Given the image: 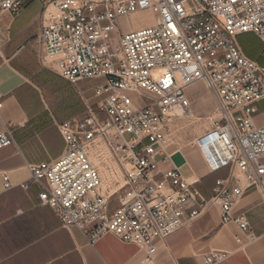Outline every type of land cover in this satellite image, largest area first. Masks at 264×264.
Returning a JSON list of instances; mask_svg holds the SVG:
<instances>
[{"label":"built area","instance_id":"1","mask_svg":"<svg viewBox=\"0 0 264 264\" xmlns=\"http://www.w3.org/2000/svg\"><path fill=\"white\" fill-rule=\"evenodd\" d=\"M35 1L41 4V63L70 84L94 81L96 110L57 125L62 154L27 165L30 181L21 188L38 185L40 205L89 244L112 234L136 245L142 264L209 205L218 207L222 225L234 223L252 241L247 218L233 211L250 188L264 199V115L257 120L264 63L246 57L238 37L250 33L264 45V0H0V15L16 17ZM141 12L155 22L122 29ZM199 81L210 89L219 119L193 147L208 173L228 169L208 199L198 189L199 177H186L178 167L159 169L170 159L169 125L190 110L186 89ZM99 139L123 175L109 196L101 193L100 174L89 158ZM13 144L6 127L0 150ZM3 184L10 187L5 174ZM115 194L117 205L111 207ZM226 257L213 252L205 264Z\"/></svg>","mask_w":264,"mask_h":264},{"label":"crops","instance_id":"2","mask_svg":"<svg viewBox=\"0 0 264 264\" xmlns=\"http://www.w3.org/2000/svg\"><path fill=\"white\" fill-rule=\"evenodd\" d=\"M35 3L16 17L0 15V131L9 127L14 138L12 146L0 150V264H142L144 254L136 245L112 234L89 244L83 233L64 228L48 207L40 205L38 185L21 188L30 181L27 165L60 157L64 143L57 125L79 119L76 116L81 109L71 85L39 59V3L32 31L24 38L13 32V24ZM3 21H7L5 35ZM151 23L135 25L129 31ZM249 52L251 48L243 49L246 57ZM258 113L257 120H261L264 101L258 104ZM172 160L170 157L168 162L171 168L178 167L186 177L200 178L198 189L206 199L215 180L228 176L226 168L208 173L195 149L176 158V164ZM167 169L162 167L161 171ZM4 174L10 183L7 189ZM233 213L247 218L252 241L234 223L222 225L218 207L209 205L188 226L159 244L149 264H205V257L213 252L227 254L218 264H264V199L260 191L254 187L247 190Z\"/></svg>","mask_w":264,"mask_h":264},{"label":"rangeland","instance_id":"3","mask_svg":"<svg viewBox=\"0 0 264 264\" xmlns=\"http://www.w3.org/2000/svg\"><path fill=\"white\" fill-rule=\"evenodd\" d=\"M37 3L31 5L13 24V32L20 35V37L24 38L25 34L27 35L28 32L30 33V31H32L34 21L37 20L36 13L39 10V5ZM140 14L144 15L131 16L129 21L122 23V29L130 30L135 25H143L154 20L149 16L148 12ZM6 24L7 21L1 23V31H3L4 35ZM239 38L238 40L242 43V45L239 43L241 48L242 46H244L245 49L251 48L248 57L259 61L261 55L264 53V45L253 34ZM250 39L254 40L255 43L252 44ZM256 44H259V47H256ZM46 68L57 75L53 69ZM57 77L59 76L57 75ZM66 83L71 85L72 94L81 102V109L76 116L77 118L86 116L89 109L93 111L96 110V101L93 98L92 92V84L95 83L94 81L77 84ZM41 95H43L42 92ZM147 95L149 94L147 93ZM186 95L191 103L190 110L173 119L172 123L169 125V142L165 146V151L169 157L173 159L172 162L174 164L177 163L176 158H182V155L188 154V152L194 150L193 144L195 139L208 130L214 121L219 119L216 102L205 82L199 81L189 86L186 89ZM142 103L146 104L147 100L145 99L143 102H138L139 105ZM89 158L100 174L102 180L101 193L104 196H109L116 192L123 183V175L119 171L112 155L107 150L102 140H98V145L89 154ZM171 166V163H166L163 166L160 165L159 169L161 170L162 167L171 168ZM115 198L116 194L110 198L111 207H116L117 205Z\"/></svg>","mask_w":264,"mask_h":264},{"label":"trees","instance_id":"4","mask_svg":"<svg viewBox=\"0 0 264 264\" xmlns=\"http://www.w3.org/2000/svg\"><path fill=\"white\" fill-rule=\"evenodd\" d=\"M31 2H28L27 4H26V7L30 4ZM246 35H250V33H248V34H243V35H240L239 37H242V36H246ZM238 37V38H239ZM240 39V38H239ZM251 41H252V44H254L255 43V41L254 40H252V39H250ZM238 43H240L241 45H242V43L238 40ZM242 48L244 49V46H242ZM259 63L261 64V61L259 60Z\"/></svg>","mask_w":264,"mask_h":264},{"label":"bare ground","instance_id":"5","mask_svg":"<svg viewBox=\"0 0 264 264\" xmlns=\"http://www.w3.org/2000/svg\"><path fill=\"white\" fill-rule=\"evenodd\" d=\"M141 13H144V12H141ZM137 15L142 16V15H144V14H140V13L133 14L132 17H133V16H137ZM149 16L153 18L152 14H150V13H149ZM153 19H154V18H153ZM154 22H155V19L153 20V23H154ZM153 23H151V24H153ZM178 115H182V113H179Z\"/></svg>","mask_w":264,"mask_h":264}]
</instances>
